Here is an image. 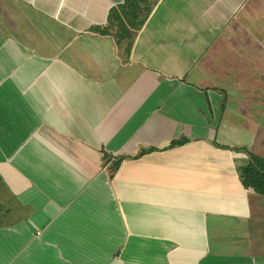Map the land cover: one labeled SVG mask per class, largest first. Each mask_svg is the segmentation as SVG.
I'll return each mask as SVG.
<instances>
[{
    "label": "crops",
    "instance_id": "crops-1",
    "mask_svg": "<svg viewBox=\"0 0 264 264\" xmlns=\"http://www.w3.org/2000/svg\"><path fill=\"white\" fill-rule=\"evenodd\" d=\"M255 159L264 0H0V264H264Z\"/></svg>",
    "mask_w": 264,
    "mask_h": 264
},
{
    "label": "trees",
    "instance_id": "trees-1",
    "mask_svg": "<svg viewBox=\"0 0 264 264\" xmlns=\"http://www.w3.org/2000/svg\"><path fill=\"white\" fill-rule=\"evenodd\" d=\"M254 161L242 169L241 177L246 186H252L256 191L264 193V164L262 162L259 163L257 159ZM118 165L116 163V166Z\"/></svg>",
    "mask_w": 264,
    "mask_h": 264
}]
</instances>
